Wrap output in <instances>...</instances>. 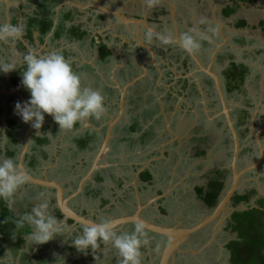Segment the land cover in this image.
<instances>
[{
	"label": "flooded vegetation",
	"instance_id": "af4514ba",
	"mask_svg": "<svg viewBox=\"0 0 264 264\" xmlns=\"http://www.w3.org/2000/svg\"><path fill=\"white\" fill-rule=\"evenodd\" d=\"M6 1L0 0V24L23 25L24 35L14 44L0 42V59L15 60L18 66L7 73L0 71V156L16 158L20 168L42 180L59 182L68 206L95 222L104 217L115 221L139 212L154 224L188 228L213 212L234 180L232 162L236 148L212 73L220 76L239 138L237 164L242 174L227 209L181 241L170 264H208L211 259L215 264H234L228 248L230 242L239 239L234 213L251 208L264 210V193L257 187L264 179V99L260 101L258 92L235 105L230 96L240 92L247 95L242 91L247 79L255 67L264 65V44L246 40L243 44L223 46L200 29V37H206L201 40L200 52L186 53L179 38L187 29H175L160 7H149L148 12L136 0H18L11 7ZM47 17L53 19L52 28L42 35L40 28ZM32 20L37 26H31ZM149 30L154 34L151 43L145 40ZM157 34L173 35L176 43L163 44ZM243 49L247 53L240 57L237 53ZM31 51L62 52L81 75L83 85L98 89L105 97L104 117L78 123L71 130L59 129L50 114H45L40 129H35L31 121L25 123L16 104L30 99V92L22 84V72L26 68L24 56ZM257 59L263 64L257 65ZM244 69L246 76L241 80L237 72ZM257 73L264 83V73ZM237 84L240 86L235 88ZM219 130L229 165L209 170L204 165L208 143ZM109 133L110 149L94 167ZM199 167L207 177L206 184L197 182L192 191L177 185L182 177L178 173L191 178L195 171L200 172ZM258 175L259 181L254 180ZM213 178L222 182V188L212 208L204 194L211 190ZM42 191L50 198V212L73 231L33 245L21 233L23 242L19 250H14L16 244L11 238L3 241L6 223L0 222V250L4 252L0 264H20L18 259L23 254L29 264H43V259L47 264H119L118 253L110 242L84 251L71 243L84 224L62 212L58 190L52 186L30 182L22 186L17 193L22 201L26 200L23 214L39 202L36 197ZM186 192L193 193L196 200L202 199L211 212L191 221L189 213L184 216L186 224L178 220L173 223L174 206L189 204L191 198ZM237 195L246 198L237 202ZM7 210L14 218L9 207ZM225 216L218 233L211 236L216 254L209 255L213 251L203 243L204 231ZM136 223L118 224L115 229L132 231ZM25 230L31 228L25 225ZM145 230L150 242L141 249V262L158 264L171 236ZM221 235L224 239L219 242ZM51 243L56 247L49 249ZM39 251L46 257H35L34 252Z\"/></svg>",
	"mask_w": 264,
	"mask_h": 264
},
{
	"label": "clouds",
	"instance_id": "9594fccd",
	"mask_svg": "<svg viewBox=\"0 0 264 264\" xmlns=\"http://www.w3.org/2000/svg\"><path fill=\"white\" fill-rule=\"evenodd\" d=\"M154 0H148L152 7ZM214 31V30H213ZM196 29L186 32L179 38V44L186 53H195L201 48ZM24 35V26L18 24H0V42L14 44ZM153 32L145 34V40L151 43ZM163 44L176 43L173 35L156 36ZM25 70L22 72V84L30 92V99L17 102L16 111L25 123L31 121L35 129H40L45 114L52 115L59 129L71 130L78 123L89 119L101 120L106 113L105 97L98 89L84 86L82 77L62 52L50 51L40 54L28 52L24 56ZM18 66L15 60L0 59V71L9 72ZM30 176L18 165L13 157L0 156V201L8 207L15 203L18 190L28 184ZM30 212L17 221L18 228L25 225L31 228L25 240L33 244H44L57 235L69 234L72 227L50 212V198L46 192H40ZM143 222H137L132 231L117 232L113 221L104 217L97 223L82 226L71 242L78 250L88 248L96 250L102 243H111L117 251L119 264H142V247L150 242Z\"/></svg>",
	"mask_w": 264,
	"mask_h": 264
},
{
	"label": "crops",
	"instance_id": "0c3cea01",
	"mask_svg": "<svg viewBox=\"0 0 264 264\" xmlns=\"http://www.w3.org/2000/svg\"><path fill=\"white\" fill-rule=\"evenodd\" d=\"M135 2H139L138 5L143 10L150 11L148 0H136ZM153 7H160L165 13L166 21L171 20L175 29L182 27L186 28L187 32L196 29V32L192 34L198 33V38H200L201 29L213 36L216 43L219 42L223 46L233 45L234 42L243 44L246 40L259 41L264 44V0H154ZM249 85H252L251 78L247 79L245 86L249 87ZM258 87L259 90L250 89L251 94L255 96L259 92L260 101H262L264 83L261 82ZM242 91L247 93L246 90ZM235 105H237L236 102ZM3 203L7 210L8 205ZM20 205L22 206L19 204L16 209L9 207L14 219H19L24 215L23 207L21 209ZM27 231L23 230L21 233L25 236ZM9 240L10 237L6 234L3 241L9 242ZM9 250L12 251L8 249V252ZM14 250L18 249L15 247ZM0 257L3 260L2 250H0Z\"/></svg>",
	"mask_w": 264,
	"mask_h": 264
},
{
	"label": "rangeland",
	"instance_id": "374dc122",
	"mask_svg": "<svg viewBox=\"0 0 264 264\" xmlns=\"http://www.w3.org/2000/svg\"><path fill=\"white\" fill-rule=\"evenodd\" d=\"M9 1L10 0L6 1V4L8 3L7 5L9 7H11L12 5H15L16 2H18V0L15 1L14 3L12 1H10V3H9ZM243 53L246 54L247 51L243 49V50H240V52H238L237 54L240 57H242ZM247 59H249V57ZM255 62H256L257 65H262L263 64V62L260 59H257V61H255ZM255 68L258 69V70L254 69L253 70L254 72H252V74L250 76V78L252 80V85H249V87L246 86L245 89H244V90L247 91V95H245L242 92L234 93L233 96H230V100L231 101H236V103L239 105L241 102H244L248 98V95L251 94V90L253 88L259 90L258 85L262 82V75H259L257 73V71L260 70L262 73H264V65H262V67L257 66ZM220 135H221V131L219 130L216 134L214 133V137H212L211 141L208 143V144H210V146L208 145L210 148H209L208 155L206 156L207 158L205 159L204 165L209 170H212L214 167L221 166L223 164H226V166L229 165L228 157H226V149H224L225 148V144L222 141ZM68 142H69V139H68V141L66 143H68ZM244 158L245 157H243V159ZM200 164H201V162H200ZM263 168H264V166H263ZM199 173H200V176H199ZM178 175H179V177H181V176L182 177H181V180L178 182L177 185L181 184L183 188H190L191 191H192L193 184H195L197 182H200V184L201 183L202 184H206L207 183V177H206V175L204 176L203 172H201V168H200V172L195 171L194 175L191 178L189 177V175H183L182 173H178ZM228 175H229V173H228ZM253 179L256 180V181H259V175L258 176H254ZM257 187H258V189L260 190L261 193H264V179H262L260 181V183H259V185ZM186 193L188 195V198H191L190 201H189V204L186 205L185 203H183V204H178V205L174 206L173 213L171 214V216L175 217V219H174L175 221L172 220L173 223L178 220L179 223L186 224L184 216L188 215L189 213H190V215L192 217L190 219V221H191L193 219H199V218L202 219L204 216L208 215L211 212V209L207 208V206L204 204L202 199L196 200L195 196L193 195V193H190V194H188V192H186ZM178 195H180V194H178ZM15 202L16 203H14V205L12 206L14 209H16L17 206L19 207V204H23L24 208L26 206L25 205L26 200L22 201V197L18 193H17V196H15ZM20 207L22 209L21 205H20ZM4 213L6 214V213H8V211L5 209L4 205L1 204L0 222H5L6 223V218L7 217L5 218V214ZM225 218H226V216L221 218L217 223L211 225L210 227H208L204 231L205 235L203 236V239H204L203 243H204V245L206 243V245L209 246V249L211 251H213L209 255L216 254V247H213L214 244L212 242L214 240H212L211 236L213 234H217L218 233L219 224H222L224 222ZM17 220L18 219H16V221ZM5 225H6V230H7L6 234L12 239L11 241H14V243L16 244V241H18V239H16L17 236H15L10 230V227L12 226V223L7 222ZM16 229H17V231H20L22 228H18L17 225H16ZM215 231H217V233ZM200 236H201V234H200ZM217 238L219 239V237H217ZM14 239H16V240H14ZM223 239L224 238L221 235L219 242L223 241ZM17 245H19V243ZM55 247H56V245L51 243V246H50L49 249H52V248H55ZM34 254H35V257H38V258L46 257V255H44V252H42V251H39V254L34 252ZM18 260L20 261V264H29L28 262H26V257H25L24 254L21 255ZM0 261H1V257H0ZM222 262L223 261H221V264H222ZM208 264H215V262H213V259H211L210 263H208Z\"/></svg>",
	"mask_w": 264,
	"mask_h": 264
},
{
	"label": "water",
	"instance_id": "95a60500",
	"mask_svg": "<svg viewBox=\"0 0 264 264\" xmlns=\"http://www.w3.org/2000/svg\"><path fill=\"white\" fill-rule=\"evenodd\" d=\"M212 75L214 76L215 80L217 81L219 94H220V97H221L222 102H223L225 113L228 116L227 118L229 120L230 128H231V131L233 133V136L235 139V144H236L234 161L232 162V170H233V174H234V180H233L231 186L226 190L223 198L219 201L218 205L215 207V209L213 210V212L210 215L206 216L203 220H201L197 225H195L193 227L187 228V227H179L177 225L176 226H167V225L154 224L148 220H145L140 215L139 212H137L135 215L126 216V217H123L121 219H117V220L113 221L114 226H116L118 224H123L126 222H131V221L143 222L145 224L146 228H148V229H151V230H154L156 232H160V233H163L166 235H170L171 241L169 242L168 246L164 249L158 264H170L171 257L174 255L176 248L180 245L181 241H184L185 239L188 238V236L197 232L198 230H202L208 224L213 222L223 211H225L227 209V205L230 203L232 196L236 192V189L238 187V181H239L240 176L242 174L238 170V164H237L238 154H239V149H240L239 138H238L237 132H236V130L232 124L231 118H230V114H229L230 111H229V108L227 105V99H226L225 93H224V91L221 87V84H220L221 78L216 72H213ZM110 136L111 135L109 133L108 137L103 142L101 150L95 159L94 167L99 166L100 161L103 159L104 155H106V153L110 149V146H109V140L111 138ZM21 169H23L27 174H29V176H30L29 182L30 183L36 184L39 186H42V185L52 186L53 188L58 190L59 206H60L62 212L69 219H73L77 222H81L84 225H90L93 223H97L93 220H90L88 218L83 217L82 215H79L78 213L73 211L68 206L67 200H65V198H64V189L59 182L42 180L41 178H38V177L33 176L30 173H28L24 167H21ZM246 170H248V168ZM246 170H244V171H246Z\"/></svg>",
	"mask_w": 264,
	"mask_h": 264
},
{
	"label": "trees",
	"instance_id": "16d2710c",
	"mask_svg": "<svg viewBox=\"0 0 264 264\" xmlns=\"http://www.w3.org/2000/svg\"><path fill=\"white\" fill-rule=\"evenodd\" d=\"M50 13L47 11V15ZM53 19L47 17V20L43 26H41L42 35L46 34L52 28ZM244 23V22H243ZM31 26H37L35 20L30 22ZM237 72L239 74L240 79L242 80L244 76H246V70H239ZM240 84H237L235 88L239 87ZM221 184L218 178H213L211 181V187L207 193L204 194V199L206 203L210 207H214L217 204L219 194L221 191ZM201 194L203 193V188L200 189ZM246 197L244 195H237L236 201H242ZM4 201H0V212H1V204L4 205ZM264 203V200L261 204ZM3 211V210H2ZM5 214V213H4ZM5 214L6 223H12L10 227L11 232L17 236L16 239V249H20V245L23 242V235L21 236V232L25 230V227L20 231L16 229V219H12L10 215ZM235 225L234 229L239 233V239L233 240L228 244V248H230L232 252V261L234 264H264V210H260L258 208H251L250 210L236 211L234 213ZM3 223V222H1ZM0 223V224H1ZM2 226V224H1ZM30 232V230H28ZM14 239V240H16ZM19 243V245H17ZM17 252V251H16ZM15 252V253H16ZM46 259H43V264H47L45 262Z\"/></svg>",
	"mask_w": 264,
	"mask_h": 264
}]
</instances>
